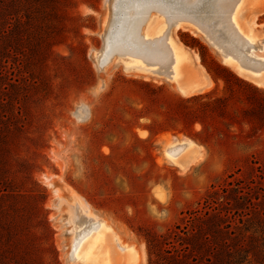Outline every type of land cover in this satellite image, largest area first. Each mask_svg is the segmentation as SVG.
<instances>
[{"label":"rangeland","instance_id":"374dc122","mask_svg":"<svg viewBox=\"0 0 264 264\" xmlns=\"http://www.w3.org/2000/svg\"><path fill=\"white\" fill-rule=\"evenodd\" d=\"M122 1L57 0L46 13L33 12L35 37L0 61L6 79L16 84H7L2 95L0 178L19 223L29 227L23 231L20 224L18 234L32 239L34 264H89L72 260L70 251L79 227L97 220L107 225L102 248L110 249L112 264H148L147 232L161 235L184 226L189 212L204 209L213 190L219 200L234 203L238 186L246 194L239 207H232V213L238 210L235 222L239 213H249L244 219H253L244 222L250 228L246 237H264V84L242 72L264 67L260 44L226 38L215 29V16L209 37L203 25V32L193 33L187 27L203 7L183 8L187 12L179 28L171 16L152 8L142 31L155 20L154 35L168 33L172 25L175 41L194 56H187L184 77L178 81L126 69L127 63L138 64L118 53L102 63L107 32ZM236 2L225 3L224 16ZM21 15L25 20V11ZM242 23L253 24L255 40L264 43V0L245 2ZM193 38L206 47L204 57L199 46L190 45ZM221 43L233 50L226 52ZM220 48L226 59L237 56L230 58L232 65L217 52ZM139 51L141 57L166 60L158 45H141ZM214 61L233 74L232 95ZM186 74L205 77L207 85L182 92ZM227 95V104L220 106L216 98ZM174 151H180L177 159L169 154ZM43 215L53 229L50 247L36 221Z\"/></svg>","mask_w":264,"mask_h":264},{"label":"trees","instance_id":"16d2710c","mask_svg":"<svg viewBox=\"0 0 264 264\" xmlns=\"http://www.w3.org/2000/svg\"><path fill=\"white\" fill-rule=\"evenodd\" d=\"M56 1L0 0V61L2 58L17 54L24 39L30 40L35 37V31L31 29L36 19L33 12L37 15L41 11L46 13L47 9L56 6ZM22 10L25 11V20L21 15ZM190 45L199 46L204 57L206 47L202 43L193 38ZM215 63L216 74L227 80L232 95L233 74ZM2 67L0 63V108L5 100L2 95L7 84L14 87L16 85L14 81L11 82L12 78L11 81L6 79ZM6 80L7 82H4ZM230 95L217 97L216 102L220 106L226 105ZM196 97L198 96L192 95L189 98ZM211 104L204 103L207 107ZM2 137L0 125V141ZM0 181V264H34L29 258V244L32 243V239L24 240L21 238L23 233L18 234L22 226L23 231L27 232L29 227L19 223L17 207L7 202L9 195L6 192V181L3 178H0ZM235 191L234 203L219 200L218 190H213L205 198L204 209L189 212L190 216L184 226L179 224L175 230L161 235L147 232L148 264H264V237L258 238L253 235L246 237L244 232L250 231L244 222H251L253 217L244 219L249 213H239L238 222H235L234 217L238 210L232 213V207H239L246 194L242 186L235 188ZM225 197L228 199V196ZM224 204L228 206L224 207ZM37 219L39 227L43 229L45 245L50 247L53 229L49 220L45 215Z\"/></svg>","mask_w":264,"mask_h":264},{"label":"bare ground","instance_id":"6f19581e","mask_svg":"<svg viewBox=\"0 0 264 264\" xmlns=\"http://www.w3.org/2000/svg\"><path fill=\"white\" fill-rule=\"evenodd\" d=\"M203 1L123 0L118 4V14L117 12L114 13V17L116 19L115 21L114 19H112L113 22L111 25L113 26L110 27L108 31L109 33L107 32L106 43L108 44V46L107 48L104 47L103 51L101 52V60H103L107 56L112 55L113 53H118L119 56L129 55L130 59L126 57L128 61L138 65H131L129 67L127 63L125 65L126 69L135 68L154 74H164L171 78H173L174 76V78L179 81L184 77L185 74L184 64L186 62L187 56L189 55L192 58H194V56L189 50L183 48L175 41L171 34L173 32H171V27L172 25L175 28L184 26L181 25L182 23H180V18L183 17V15L185 16L187 12L185 11L184 13V10H182L183 8H188V10H198L199 7H203V9H199L202 15H200V17H195L194 14L192 15V18L195 17L196 22L194 21V23L191 25V28L187 27L190 31H192L193 33L203 32V25L205 27V34L207 37H209V34H207V32L209 31L208 27L214 21L212 17H218L219 21L216 25V30L222 29L226 38L230 39V36L233 37L237 40V43L239 45L242 43V41L247 42L251 46L258 47V44H260L258 56L264 57V53L260 52V50L264 49V43L255 40L256 36L254 34L253 24L249 23V25L247 24L248 26L245 27L242 23V12L247 0H237L229 17L227 15L224 16V12L227 10V7L225 8L224 5L228 0H209L207 3ZM152 8L156 9L162 14H166V16H171L170 20H172V25L170 24L168 33L167 30H165L164 35H161L160 31H158L157 33H159L161 36L154 35L156 33V31H154L156 20L152 21L148 25V27H146L144 31H142V24H144V22L148 19L147 13H149ZM115 26H117V29L114 32L113 28ZM217 34L218 33H216L215 35L216 38ZM157 36L159 37L154 39ZM218 42L220 41H217L214 44H219ZM141 45H158L165 53L166 60H164L163 62H159L141 57V55L139 54ZM228 45L230 44L228 43ZM222 46L224 50H226V52L233 50L231 47H228L227 44H222ZM257 47L255 48L257 49ZM220 51L223 53V59L226 60L228 64H233V61H231L230 58L235 60L237 59L236 55L231 54L228 56V60L226 59L227 53L221 48ZM243 58L244 61H246L247 58L245 57V55L243 56ZM127 59L125 60L127 61ZM144 63H146V65H144ZM256 70L257 71L247 69L246 71L243 70L242 72L246 73L252 78H255L259 83L264 84V67ZM198 79L202 80L204 82V85H201L198 82ZM195 82L198 83L196 84ZM206 85L207 81L205 77L202 78L201 76L197 78L195 76L192 77L190 74H186L184 82L179 85V89L184 93L193 92L194 90V92H197L196 90L204 88ZM179 153L180 151L169 152L172 159H177ZM106 234L107 225L101 220L93 222L88 227H79L78 231L74 234L75 243L72 250L70 251L71 259L74 261H81L89 264H112L111 254L109 252L110 249L102 248V245L103 247H105ZM126 248L127 247H124V249Z\"/></svg>","mask_w":264,"mask_h":264},{"label":"water","instance_id":"95a60500","mask_svg":"<svg viewBox=\"0 0 264 264\" xmlns=\"http://www.w3.org/2000/svg\"><path fill=\"white\" fill-rule=\"evenodd\" d=\"M112 19H114V21H115L116 18L113 17ZM112 22H113V20H112ZM108 33H109V32H108ZM217 52H218V53L220 54V56L223 58V53H222L221 51H219V50H217ZM105 59H106V58H104V59L101 60L100 62L104 63V61H106ZM198 82H199L201 85H202V84L204 85V82H203L202 80H199V79H198ZM198 82H197V83H198ZM195 83H196V82H195ZM197 83H196V84H197ZM174 140H177V139H174ZM174 140H173V141H174Z\"/></svg>","mask_w":264,"mask_h":264},{"label":"crops","instance_id":"0c3cea01","mask_svg":"<svg viewBox=\"0 0 264 264\" xmlns=\"http://www.w3.org/2000/svg\"><path fill=\"white\" fill-rule=\"evenodd\" d=\"M207 80H208V77L206 76Z\"/></svg>","mask_w":264,"mask_h":264}]
</instances>
